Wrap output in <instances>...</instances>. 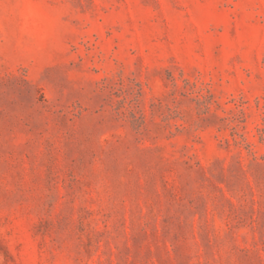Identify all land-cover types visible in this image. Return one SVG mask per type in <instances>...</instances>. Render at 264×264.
Here are the masks:
<instances>
[{"label": "rangeland", "instance_id": "obj_1", "mask_svg": "<svg viewBox=\"0 0 264 264\" xmlns=\"http://www.w3.org/2000/svg\"><path fill=\"white\" fill-rule=\"evenodd\" d=\"M0 264H264V0H0Z\"/></svg>", "mask_w": 264, "mask_h": 264}]
</instances>
